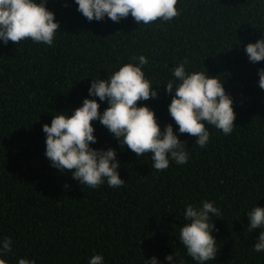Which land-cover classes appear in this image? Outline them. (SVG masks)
Masks as SVG:
<instances>
[{
	"label": "trees",
	"instance_id": "obj_1",
	"mask_svg": "<svg viewBox=\"0 0 264 264\" xmlns=\"http://www.w3.org/2000/svg\"><path fill=\"white\" fill-rule=\"evenodd\" d=\"M59 21L54 46L26 39L0 43V237L11 236L9 264L17 257L36 264H87L102 253L105 264H144L174 251L184 264H195L179 244L185 203L213 200L221 215L212 217L217 255L207 264H264L255 253L259 229L247 231L245 212L264 206V90L244 45L264 38V7L258 0H178V16L169 22L136 24L129 15L113 22L88 21L73 0H47ZM149 59L146 77L155 99L138 101L154 111L161 131L178 125L168 114L171 95L164 84L177 62L188 71L219 76L232 98L234 129L224 135L209 128V143L176 133L185 143L188 162L170 161L156 170L146 154L138 157L92 121L93 148L116 149L118 174L125 183L89 188L58 171L44 156L45 134L57 112L79 107L88 97L91 78H103L133 55ZM159 85V86H156ZM96 99L102 112L107 102ZM259 198V199H258ZM166 264V262H165Z\"/></svg>",
	"mask_w": 264,
	"mask_h": 264
},
{
	"label": "clouds",
	"instance_id": "obj_2",
	"mask_svg": "<svg viewBox=\"0 0 264 264\" xmlns=\"http://www.w3.org/2000/svg\"><path fill=\"white\" fill-rule=\"evenodd\" d=\"M178 0H73L76 10L88 21H101L105 17L118 22L129 15L138 25L154 21L169 22L179 15ZM47 0H0V43L9 41L19 44L29 39L33 43L54 46L59 21L46 8ZM264 7V0H258ZM250 62L264 60V38L244 45ZM149 59L143 54L133 55L120 63L103 78H91L87 88L88 97H98L107 102L102 112L96 99L85 97L79 107L67 112H57L50 124L41 126L45 134L44 156L51 167L58 171L71 170V179L89 188L107 184L121 187L125 181L118 174L119 162L116 149L93 148L97 137L92 121H99L117 140L121 149L127 146L138 157L146 154L152 168L164 170L170 161L184 165L189 153L185 143L176 133H188L195 137L194 143L204 148L209 143L210 132L206 125L229 135L234 129L235 113L232 98L226 94L219 76L204 71H188L187 58L177 62L171 71L172 79L164 84L165 91L172 94L167 105L169 116L178 125L167 123L161 131L154 111L138 101L155 99L157 91L146 77L144 67ZM257 85L264 90V68L257 69ZM159 86V85H156ZM259 199V198H258ZM221 210L213 200L202 199L198 203H185L182 216L184 223L178 228L176 239L183 246L184 254L195 264H207L217 255V241L212 235V217H219ZM248 233L259 229L252 251L264 252V206L252 205L246 212ZM14 241L11 236L0 237V264H9V253ZM144 264H184L174 251L165 254L163 260L155 255L144 259ZM16 264H36L34 258L17 257ZM87 264H105L102 253H93Z\"/></svg>",
	"mask_w": 264,
	"mask_h": 264
}]
</instances>
